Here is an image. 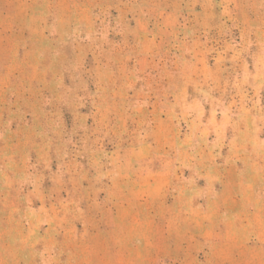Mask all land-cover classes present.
Masks as SVG:
<instances>
[{
    "label": "rangeland",
    "instance_id": "1",
    "mask_svg": "<svg viewBox=\"0 0 264 264\" xmlns=\"http://www.w3.org/2000/svg\"><path fill=\"white\" fill-rule=\"evenodd\" d=\"M0 264H264V0H0Z\"/></svg>",
    "mask_w": 264,
    "mask_h": 264
}]
</instances>
